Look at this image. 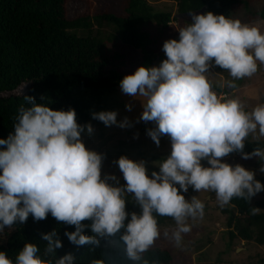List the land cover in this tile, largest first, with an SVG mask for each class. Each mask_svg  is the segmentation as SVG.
Segmentation results:
<instances>
[{"label": "clouds", "instance_id": "obj_1", "mask_svg": "<svg viewBox=\"0 0 264 264\" xmlns=\"http://www.w3.org/2000/svg\"><path fill=\"white\" fill-rule=\"evenodd\" d=\"M190 15L191 23L178 30L179 40L164 42L166 59L159 66H141L119 84L123 94L142 102L137 123L155 125L147 131L152 141L159 146L161 137L170 139L171 153L156 164L159 172L153 171L150 178L144 161L121 156L114 163L126 185L112 186L109 180L119 181L115 176L102 178L105 156L89 150L82 140L85 130L93 133L92 125L78 124L75 109L53 110L25 96L26 105L14 117V132L0 139V232L26 223L30 215L40 222L51 214L57 222L75 227L64 233L75 246L99 247L103 240L132 264H158L144 255L161 235L157 217L174 220V230L163 235L177 248L191 231L189 221L204 217V203L197 196L186 199L181 192H214L220 207L234 198L250 203L264 192L255 172L222 162L239 153L245 160L258 158L264 173V147L244 151L249 139L264 138V104L248 111L238 98L218 96L208 78L211 69L220 68L232 79L219 87L235 90L234 81L257 73L258 63L264 65V32L255 25L264 21L243 23L212 12ZM126 108L131 111L132 105ZM117 117L116 111L92 113V119L106 127L133 126L128 117ZM126 194H134L140 208L130 219ZM260 211L251 208V215ZM86 228L93 235H84ZM42 239L47 242L45 257L63 247L56 230L42 234ZM39 253L38 246L27 243L15 264H53ZM0 264L13 260L0 252ZM54 264H75V257L69 253Z\"/></svg>", "mask_w": 264, "mask_h": 264}, {"label": "trees", "instance_id": "obj_2", "mask_svg": "<svg viewBox=\"0 0 264 264\" xmlns=\"http://www.w3.org/2000/svg\"><path fill=\"white\" fill-rule=\"evenodd\" d=\"M79 1L0 0V139H7L14 132V117L19 107L26 105L25 96L34 97L38 104L47 103L53 110L75 109L78 124H91L83 109L84 93L88 92L92 100H98L100 92L115 90L125 77L124 55L109 50L108 44L119 43L122 47L140 51L141 59L135 71L141 66L154 67L153 37L144 28L153 23L159 32L165 30L171 23L170 12L155 11L146 0H120L117 3L119 11L109 9L69 18L68 5ZM175 1L178 14L201 11L202 14L212 12L230 18L234 5L247 6L244 0ZM255 15L264 20V6ZM101 28L109 29L110 33L106 37L94 35L95 30ZM211 70L227 74L220 68ZM22 86L27 87L25 93L15 94ZM257 147H264V140L246 141L244 151L251 153ZM256 160L261 164L258 158ZM255 179L264 183V177ZM257 196L250 203L234 198L223 210L227 215L229 244L239 240L264 246V199H256ZM251 208L261 211L253 216ZM126 211L130 219V214H139L140 208L136 201H127ZM157 220L159 228L175 224L171 217L158 216ZM9 230L0 242V252H5L13 264L27 243L38 246L41 257L52 260L53 264L55 259L69 253L75 257V264H91L97 259L104 260L105 264H132L122 254L113 252L103 240L99 247L73 245L64 233L75 231V227L57 222L51 214L40 222L30 215L26 223H16ZM53 230L58 232L63 247L56 250L55 256L45 257L47 242L42 239V234ZM83 234L93 235L86 229ZM122 234L123 231L117 237ZM144 255L158 264H175L172 253L165 248L152 247Z\"/></svg>", "mask_w": 264, "mask_h": 264}, {"label": "rangeland", "instance_id": "obj_3", "mask_svg": "<svg viewBox=\"0 0 264 264\" xmlns=\"http://www.w3.org/2000/svg\"><path fill=\"white\" fill-rule=\"evenodd\" d=\"M120 0H80L76 4L68 5L70 8L69 18L77 17L84 14H97L102 11L114 9L119 11L117 4ZM157 12H170L171 23L169 26L159 32L158 28L153 24H148L144 30H148L154 44L151 49L156 52V61L154 66H159L166 59L162 51L165 41L170 39L179 40V28L184 27L187 23L181 21L175 16L177 12V2L175 0H146ZM246 7L239 3L232 8V18L239 19L243 23L254 24L256 21H264L259 19L255 14L262 10L264 0H244ZM90 3L92 4L90 6ZM73 6V7H72ZM198 15V13H196ZM175 19V20H174ZM258 26L264 32V23ZM97 31V33H96ZM110 33L109 29L101 28L95 30L94 35L99 34L100 37H106ZM108 49L124 55L125 76L135 72L136 64L141 59V52L134 51L119 45V43L108 44ZM209 81L213 85V90L217 92L221 98H238L250 111L257 105L264 104V65L258 63V71L251 78L234 81L238 84L235 90L219 87L222 81L232 79L229 74H218L211 70ZM27 87H20L15 94L25 93ZM219 89L220 91H217ZM84 92V91H83ZM225 93V96H221ZM82 94V91L79 92ZM96 94V92L94 93ZM83 104L84 112L94 129L89 134L87 130L82 133V140L89 150L103 154L105 159L102 163V178L108 176L117 177L119 183L109 180L108 182L115 187H123L126 182L123 180V174L120 172L118 161L121 156H127L130 160L139 162L144 161L149 177L153 171L159 172L156 164L168 157L171 153V142L168 137H161L160 145L157 146L154 141L147 135V131L155 127L151 122L145 123L137 120L142 115V102L138 99L130 97L122 93L120 86L110 92H100L98 100H92L88 92L84 93ZM132 105V110L128 111L126 105ZM101 111L118 112V121H123L128 117L132 123L130 128H119L117 126L106 127L102 122L92 119V113ZM138 137V138H137ZM251 140V139H249ZM261 140H264L262 138ZM256 158L245 160L241 155L230 154L223 158L222 162L235 166L240 164L245 169L256 173V177H264V173L260 171L261 164L256 162ZM203 166L209 167L207 161H202ZM264 184V183H263ZM197 196L205 205L204 217L202 220L195 222L189 221L192 226L191 231L183 236L182 246L177 248L171 241L164 237V232H171L175 228V224L160 227V237L155 241L153 247L165 248L169 250L175 264H264V246H258L252 242H244L235 240L229 244L228 235L226 234V218L223 213L225 207H220L216 200L214 192H195L192 188L185 194L186 199ZM128 202H134V194H126ZM256 199H264V192L259 193ZM91 232L90 228H86ZM10 232L6 227L0 232V242L4 240L5 233ZM92 233V232H91Z\"/></svg>", "mask_w": 264, "mask_h": 264}, {"label": "water", "instance_id": "obj_4", "mask_svg": "<svg viewBox=\"0 0 264 264\" xmlns=\"http://www.w3.org/2000/svg\"><path fill=\"white\" fill-rule=\"evenodd\" d=\"M199 14H202L201 11H200V13H198V15ZM175 17L176 18H179V19H181L183 21H186V22H191V15H190V13L177 14Z\"/></svg>", "mask_w": 264, "mask_h": 264}, {"label": "built area", "instance_id": "obj_5", "mask_svg": "<svg viewBox=\"0 0 264 264\" xmlns=\"http://www.w3.org/2000/svg\"><path fill=\"white\" fill-rule=\"evenodd\" d=\"M221 96H225V93H222Z\"/></svg>", "mask_w": 264, "mask_h": 264}]
</instances>
